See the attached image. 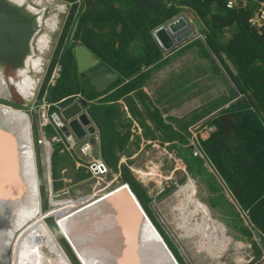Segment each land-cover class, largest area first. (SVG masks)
<instances>
[{"label": "trees", "instance_id": "16d2710c", "mask_svg": "<svg viewBox=\"0 0 264 264\" xmlns=\"http://www.w3.org/2000/svg\"><path fill=\"white\" fill-rule=\"evenodd\" d=\"M60 1L67 3L68 12L46 66L37 100H43L48 91L46 98L51 104V112H57L56 104L71 95L81 94L90 100L92 119L100 129L102 159L114 168L119 155L128 154L127 142L131 135L128 128L120 123L122 111L117 100L125 99L136 114L135 102L130 95L133 96L142 103L147 114L155 118L153 123L159 136L165 140H175L170 147L177 150V155L191 176L199 177L206 184L210 207L221 212L225 224L251 241L253 235L258 236L264 246V26L256 27L250 21L259 2L264 0L241 1L235 8H227V0ZM181 13L200 21L202 30L195 29V34L203 38L187 42L177 54L195 47L198 56L206 58L213 71L220 73L215 65L222 66L233 86L228 87V94L223 95L224 99H220L216 108L204 114L223 107L205 123L212 125L213 131L205 138L198 136L195 146L199 150L198 155L193 153L188 144L190 135L187 128L199 117L182 122L181 127L165 123L142 89L151 73L169 60V57H164L166 53L158 45L152 31ZM105 28L112 32L106 34ZM133 39L137 40L134 43L137 49L131 48L133 52H129ZM80 43L102 59L109 70L118 74V79L102 92H95L94 89L87 92L80 84L72 52L73 47ZM222 55L229 61L233 71ZM213 56L218 63L213 60ZM56 65L59 74L54 85L50 86L48 82ZM69 101L67 99L59 103V106ZM228 113L237 119L231 117L233 126L226 129L221 117ZM47 132L52 133L53 128L47 126ZM60 148L55 150L53 145L52 176L57 158L63 161V166L75 167L74 158L68 155L71 159L68 160L64 152L60 153ZM50 151L47 150V156ZM47 159L45 156V170L50 175ZM79 170L80 174H74L75 182L88 176L86 169ZM122 178L128 182L181 264L182 257L178 250L149 208L151 198L145 189L126 167H123ZM251 245L258 256L260 251L256 241H252Z\"/></svg>", "mask_w": 264, "mask_h": 264}, {"label": "rangeland", "instance_id": "374dc122", "mask_svg": "<svg viewBox=\"0 0 264 264\" xmlns=\"http://www.w3.org/2000/svg\"><path fill=\"white\" fill-rule=\"evenodd\" d=\"M28 2L39 9H43V24L41 30L37 33V36L43 37V39L49 41V44L47 48L44 45L43 53L39 54L36 47L37 36L34 37L32 43L35 51L34 59L39 58L43 64L41 66L46 69V65L50 61L51 53L58 40L60 32L62 31L63 23L68 12V5L67 3H64L60 0H28ZM105 29L106 34H110V32H112L110 29ZM195 38L202 39L203 36L194 34V36L187 39L186 42L177 45L171 51L166 53L164 57H169L168 62H166L160 68L155 69L151 73L145 82L143 92L152 102L153 107L157 108L159 114L158 116H161L162 121L165 123L174 124V127H177L178 124V126L181 127L180 124L182 122H188L193 118L199 117L187 128L190 135L188 138V144L192 147L193 153L198 155L199 150L195 148L197 145V136L205 138L206 135L214 129L212 125H205L206 121L213 117V113L209 112L205 116L204 114H206L209 110L216 108L217 105L220 104V99H224L223 95L228 94V87H231L232 84L226 75V72L222 69V66L215 65L218 67L220 73L213 71L210 67V64L208 63V60L198 56L195 47L188 49L181 54H177L179 49L187 44V42H190ZM135 40H132L133 43L128 49L129 52H133V50L137 49L134 47V43L137 41ZM116 44L117 43L114 45L116 46ZM131 48L133 49L132 51ZM222 57L233 71L229 61L225 59L224 55H222ZM213 60L216 63L219 62L215 56H213ZM58 74L59 67L56 65L48 82L50 86L54 85ZM31 76L36 79L38 74L32 73ZM9 88L10 87H7L5 83V87L0 89V104L5 106L12 105L13 108L23 111L30 117L41 208L38 214L33 217L31 216V219L35 220V218L42 214L44 222L51 229L55 241L59 244V246L61 245L60 248L64 250V253L70 260L71 264H81L72 246L65 242L64 234L62 233V235H60L58 233L59 227L56 221L57 219L52 212L56 209L65 207L66 204V207L69 209L80 206L81 204L90 200V198L95 197V191L99 189L111 188L118 182L117 180L115 182L111 172L98 175H93L89 172L86 178L75 182L74 174H80L81 170L79 169H90L91 163L94 162L95 159L101 158L99 141L97 140L99 138L98 134L96 133L91 137L88 135L80 141L74 138L76 144L75 147L73 149L67 150L65 149V145L62 144V146L53 143L50 145L51 133L49 134L47 132V128L43 127L44 131L42 130V134L44 135L40 144L41 137L37 132L39 129L37 128V124L35 122V115H37L38 109L40 110L39 113H41L42 104L48 105L45 111L48 114V119H51V116L56 113L51 112L49 109L51 104L48 103V98H46V93L47 96L49 94L48 91L43 96L46 98L45 102L47 103H43L42 99L40 101L37 100V93L34 94V97L29 98L30 100H24L22 99L23 97L18 95L11 87L16 93V97L23 102L22 105H18L7 100L10 90ZM130 97L134 100V102H136V104L137 102L139 103L140 110L145 111V108L140 101H137V99H134V97L131 95ZM76 99H78V95H74L72 100L69 99V102ZM234 99H232L230 102H232ZM67 103L68 102L65 104ZM117 103L119 105V109L123 111L120 113V123L125 126L130 125L132 119L128 118L126 115L127 104L125 99L120 98L117 100ZM131 105H133V103ZM222 108L223 107H220L217 110H221ZM34 110H36L37 113ZM140 110L136 109V114L130 110V115L135 116L136 120L146 133L150 132V135L157 138L156 135H158V133L156 128H154L155 126L152 124V122H155V118H151L147 112L142 113ZM169 117H173L174 119L176 118V120H173ZM148 119L152 121H149V125L147 123ZM60 120L62 121V126H64V120L62 118H60ZM130 132L131 134L134 133L133 141H130L129 139V142H127L129 146L128 151L131 153L135 148L134 146H139L138 138H140V134L136 132V130L133 131L132 128ZM182 133L184 134V132ZM95 136H97L96 140ZM149 137V135L144 136L146 143L142 153L135 157H133L131 154L129 157L132 158H129L130 160L127 162V164L131 168L138 165L146 172L148 171L150 164L158 165V169H155L154 166L149 168L148 172L152 173L150 177L146 179L141 178L138 180L151 198L149 202V208L153 210L152 212L155 218L159 220L166 236L173 242V246L178 250L180 256L182 257V261L185 264H257L258 262H263L264 246L262 245L260 238L256 235H253L251 238L252 241H256L257 246L259 247L260 254L257 256L255 255L254 248L251 245L252 241L243 236L241 233H238L235 228L233 229L232 227L228 226V224H225L224 220L222 219L221 212L216 208L210 207L207 200L208 191L206 184L202 182L199 177L193 178L188 171V175L185 176L184 173L179 170V168L184 169V165L182 164V166L180 164V160L182 159L177 155V150L170 147L174 141L172 143L163 139L164 142H159L156 140H150L152 142H148L147 138ZM92 138L94 139L95 143L91 144L92 146H90V139ZM44 142L47 144H44ZM53 145L55 150L61 147L60 153L64 152L63 155H65L68 160H71L70 157H72L74 160L76 159L84 166H87V168L81 166L78 169L76 165L75 167L72 165L71 167L69 165L63 166V161H59L57 158L55 160L56 163L54 165L53 176L51 178V175H49V173H47L45 170V156L48 157L47 160L51 169L50 160L51 153L53 151ZM50 146L52 149L50 151V155L47 156V150H49ZM133 152L135 153L134 150ZM176 164L179 166V168L177 167L178 171L174 172V176L172 175L173 177L171 178H174V181L176 179V182L179 184L178 188L176 189L175 185H173L172 187L176 190L174 189L175 191L172 194L166 195L167 192L164 194L162 192L161 194H158V191L161 190L162 187L165 184H168V181L171 180L168 178L170 176V170H172ZM62 166L64 168H62ZM156 170L158 173L157 176L154 175ZM209 170L211 169L209 168ZM187 177L191 178L188 179ZM182 178L186 180L188 179L187 182L185 183V180L182 181ZM118 180L121 181L122 178L119 177ZM58 183H60L59 186L57 185ZM72 201L75 202L73 203ZM72 204L74 207H72ZM190 211L192 213H190ZM220 222L225 227V234L224 228ZM246 225H248V222H246ZM15 236L8 241L7 247L9 258L7 257L5 264H10L11 245ZM42 248L46 255L49 254V251L45 245ZM236 256L240 257V261L236 259Z\"/></svg>", "mask_w": 264, "mask_h": 264}, {"label": "bare ground", "instance_id": "6f19581e", "mask_svg": "<svg viewBox=\"0 0 264 264\" xmlns=\"http://www.w3.org/2000/svg\"><path fill=\"white\" fill-rule=\"evenodd\" d=\"M9 1L17 6H23L26 12L34 16L38 25V31L35 33L36 35L42 28L43 9L31 5L28 0ZM45 44L46 40L43 39V37L37 36L36 47L39 54L42 53L40 50L43 49ZM31 49L30 54L25 58V65L19 68L17 67L10 75L12 82L10 84L15 85L14 88L17 93L26 98L33 97L34 90L36 89V79H34L31 74L38 73L41 66L39 58L34 59L35 51L33 43ZM15 75L16 77H14ZM5 83L7 82H5L0 75V89L5 87ZM43 116L45 117L44 114ZM40 118L41 116L39 119ZM55 119L57 118L55 117ZM0 125L15 131L13 133L21 139L23 146L21 152L22 159L20 157V151H16L13 160L15 164L17 163V167H20L23 172L16 166L12 167L14 164L11 160L5 165L6 167H11V171H13L11 173L5 171L7 175L11 174L9 176L11 181H9L8 184L12 182L10 186L12 187L14 182L18 181L20 184L23 181L25 188H27L25 194L18 192L17 198L8 197V204H12V207L10 210H7V212L0 213V264L6 263L8 257V241L14 237L17 232L11 245L10 264H45L46 262L49 264H71L64 250L60 248L61 245L59 246L55 241L51 229L44 222L43 215H39L35 220L31 219V216L33 217L38 214L41 208L29 116L12 106L0 104ZM16 139H14L15 141H13V143L20 144ZM44 144L47 143L44 142ZM49 149H51V146ZM17 169L19 171H17ZM138 173L142 179H146L152 174L148 171L145 172L141 170H139ZM157 174L156 170L154 175L156 176ZM116 180L118 183L111 188H97L99 190L95 191V197L90 198V200L80 206L74 207L72 204L74 208L69 209L66 207V204L65 207H62L63 209L60 208L52 212L57 219L55 220L59 227L58 233L60 235H62V233L64 234L65 242L72 246L81 264H131L130 259L134 257V255L136 258L137 253L139 257L142 256V258L147 257L149 260L154 258L155 261L151 264H180L152 222V225L150 223L148 225L146 221L140 218L141 225L137 223V225L134 226V223L137 222L136 217L138 216L134 200H139H137L136 195L127 182L123 180L119 181L118 179H115V182ZM123 185H128L127 187L130 191L126 190V188L125 190L130 200L126 201L124 198H119L118 201L121 202V204H115L119 208V211H115L114 207L111 206L110 195H107V193L114 188L119 189ZM8 192L12 194V191ZM123 193L126 192L124 191ZM72 202L74 203L75 201ZM13 203L16 204L13 205ZM190 213L192 212L190 211ZM114 228H118L120 235L119 233L115 235ZM131 234H135L134 241H132L131 244V248L135 245V250L130 249ZM125 235L128 237L126 240L123 239ZM144 235L149 239L146 244ZM121 236L123 238H121ZM120 239L123 240L122 246L118 244ZM44 245L49 251V254H47L48 256L44 253L42 248ZM121 250H123L122 253L125 255L124 258L120 256ZM127 254L132 257L127 256ZM236 259L240 261V257Z\"/></svg>", "mask_w": 264, "mask_h": 264}, {"label": "water", "instance_id": "95a60500", "mask_svg": "<svg viewBox=\"0 0 264 264\" xmlns=\"http://www.w3.org/2000/svg\"><path fill=\"white\" fill-rule=\"evenodd\" d=\"M195 29L202 30L200 21L198 19H194V20L191 18L188 19L185 14L181 13L176 15L175 17H173L163 25L154 29L152 34L155 40L157 41L158 45L160 46V48L164 52H169L177 45L183 43L184 41L192 37L196 32ZM37 31H38V25L35 21L34 16L26 12L23 6H17L11 3L9 0H0V72L1 73H2L1 71L2 68L6 67L7 69H9L11 73H13V71L17 67L19 68L25 65V58L28 54H30V51L32 50L31 49L32 40ZM72 52L75 63L77 64L76 66L78 72L84 70L85 76L80 74L79 78H80V84L85 91L90 92L91 89H94L95 92H102L105 89H107L114 81L118 79V74L115 71L109 70L106 65L100 63V60L96 57H93V53L91 52V50L88 49L83 44H79L76 47H74ZM94 63H99V64L92 65ZM14 77H16V75ZM8 81L10 82L11 79L9 78ZM65 100L66 99H64L63 101ZM91 103L92 102L90 100L81 96L78 97V99L68 102L67 104L60 107V109L58 110V115L65 122V125L61 127V132L63 133L64 136L72 135L76 140L80 141L88 135L91 137L97 133L100 141V129L98 125L93 121L92 115L89 110ZM231 117L237 119L235 115L230 113L225 114L221 117V121L225 125L226 129H229L227 122L230 124V126H233L232 120L230 119ZM35 122L38 127L37 115H35ZM13 132L15 131L6 127H2L0 125V174L3 173L0 175V213L7 212V210H10V208L12 207V204H8L9 203L7 199L8 197L17 198L19 194L18 192H21V194L23 193L25 194L27 192V188H25L23 181L20 184L18 181H16L14 182V185L10 187L12 185V182L9 184L8 182L11 181L9 179V176L11 174L7 175L5 173V171H8L9 173L13 172L11 171V167L5 166L9 162V160H11L12 163L14 164L12 165V167L14 166L17 167V163L15 164V161H13L14 153L16 151H20V157L22 159V154H21L23 147L22 142L21 139L17 137V135H15V133ZM13 134L17 137V139ZM14 139L18 140L20 144L19 143L14 144L13 143V141H15ZM94 143H95L94 139L93 138L90 139V145ZM17 168L21 169L20 167ZM49 169H50V165H49ZM17 171L19 170L17 169ZM20 171L23 172L22 169ZM50 175H51V169H50ZM127 186L128 185H123L119 189L114 188L109 193H107V195H110L111 206L114 207L115 211H119V208L115 205V204L118 205L121 204V202L118 201L119 198H124L126 199V201L130 200L126 191V190L130 191V190ZM8 191H12V194H10ZM124 191L126 193H123ZM134 202H135L134 205H136L137 207V213H138V216L136 217L137 222L134 223V226H136L137 223L141 225L140 218L146 221L148 225L149 223L152 225L149 217L147 216L140 202L136 200H134ZM15 204L16 203H13V205ZM114 230H115L114 231L115 235L116 234L118 235L119 233L118 228H114ZM131 236L132 238L130 240L131 241L130 249L135 250V245L131 248V244L132 241H134L135 234H131ZM121 238L123 237L121 236ZM127 238L128 237L125 235L123 239L126 240ZM144 238L146 244L149 239L146 237ZM118 244L119 245L123 244V240L120 239ZM122 251L123 250H121L120 252L121 253L120 256L124 258L125 255L122 253ZM127 256L129 255L127 254ZM136 256H137L136 258L135 255L134 257L131 256L132 257L130 259L131 264H151L154 263L155 261L154 258L149 260L146 256H145L146 258L144 257L142 258V256L139 257L138 253L136 254ZM45 264H49V263L46 262Z\"/></svg>", "mask_w": 264, "mask_h": 264}, {"label": "crops", "instance_id": "0c3cea01", "mask_svg": "<svg viewBox=\"0 0 264 264\" xmlns=\"http://www.w3.org/2000/svg\"><path fill=\"white\" fill-rule=\"evenodd\" d=\"M186 16H188L187 14H186ZM81 44V43H80ZM77 45H79V44H77ZM143 89V88H142ZM109 93H110V91H109ZM46 95H47V93H46ZM137 101H139V100H137ZM151 102V101H150ZM152 103V102H151ZM135 105H136V109H139L140 110V106H139V103L137 102V104H136V102H135ZM153 105V104H152ZM137 106H138V108H137ZM220 108V107H219ZM218 108V109H219ZM152 109H153V107H152ZM130 107L127 105L126 106V115L128 116V118H131L132 119V122L130 123V125H126V127L128 128V130L129 131H131V128L133 129V131H135L136 130V132H138L139 134H140V138H138L139 140H138V144H139V146H134V145H130V146H134L133 148V150L135 151V153L133 152V150H132V152L134 153H130L129 151H128V154H121V155H119V158L117 159V161H116V163H115V167L114 168H111V167H109L107 164H106V162L102 159V155H101V146H100V143H99V149H100V155H101V158L100 159H95V163H103L104 165H105V167L107 168V170H106V172H104V173H108V172H111V175H112V177H114V180L115 179H118L119 177H121L122 178V172H123V167H126L130 172H131V175H132V177L136 180V181H138L139 182V180L141 179V176H139V173H138V171L139 170H141V171H144L142 168H140L138 165H136V166H134V167H130L128 164H127V162L130 160L129 158H132V157H129V156H131V154H132V156L133 157H135V156H139L141 153H142V151L144 150V145H145V143H146V140L144 139V136H150L149 138H147L148 140V142H152V141H150V140H156V141H162V142H164L163 141V139L159 136V133H158V131H157V129H156V131H157V133H158V135H156V137L157 138H155V137H153L152 135H150L149 133H146L145 131H144V129L141 127V125L138 123V121L136 120V118H135V116L134 115H130ZM122 111V110H121ZM134 111V110H133ZM140 111H142V110H140ZM219 110H214V111H212V116H214V114L216 113V112H218ZM123 112V111H122ZM143 112H145L146 113V111H142V113ZM225 115V114H224ZM149 121L150 122H152L151 120H147V123H148V125H149ZM152 124H153V126H155L154 125V123L152 122ZM227 124H228V122H227ZM125 126V125H124ZM230 125L228 124V127H229ZM38 128V127H37ZM154 128H156V127H154ZM150 129V128H149ZM38 133H40V131H37ZM61 130H58V132H56L55 130H53V132L50 134L51 135V137L54 135V134H59V135H62L61 133ZM131 133V132H130ZM145 133H146V135H145ZM208 135V134H207ZM207 135H206V137H207ZM62 136H64V135H62ZM51 137H50V139H51ZM99 137V136H98ZM199 137H201V136H199ZM197 138H198V136H197ZM201 138H204V137H201ZM42 139H43V134H42ZM95 139H97V136H95ZM133 139H134V133L133 134H131L130 135V141H133ZM160 139V140H159ZM98 141H99V138L97 139ZM167 141H169V142H172L173 143V141H175V140H167ZM197 141V140H196ZM90 146H92V145H90ZM129 147V146H128ZM34 148V147H33ZM83 152V151H82ZM34 159H35V151H34ZM74 160V159H73ZM182 160H180V164L184 167V169H181V168H179V166H177V164H176V166L172 169V170H170V176L168 177V178H170L171 180L170 181H168V184H165L163 187H162V189L161 190H159L158 191V194H161V192L164 194V193H166L167 192V194L166 195H169V194H172L177 188H178V186H179V184L176 182V179H175V181H174V178H171V177H173L174 176V172H176V171H178V169H177V167L179 168V170H181V172H183L184 173V175L185 176H187L188 175V172H187V169H186V166H185V164L183 163V162H181ZM35 162V161H34ZM36 164V163H35ZM74 164L77 166V167H81V166H83V167H86L87 168V166H84L82 163H80V162H78L76 159L74 160ZM152 166H154V168L155 169H158V165L157 164H150L149 165V167H148V171H149V168L150 167H152ZM94 168V167H93ZM94 170H96V168H94ZM36 172H37V170H36ZM86 172L89 174V172L90 173H92V171H91V169H87L86 170ZM146 172V171H145ZM93 174V173H92ZM116 174V175H115ZM94 175V174H93ZM158 175V174H157ZM156 175V176H157ZM173 175V176H172ZM51 176H52V174H51ZM184 177V176H183ZM188 178V177H187ZM191 178V177H190ZM190 178H188V179H190ZM123 179V178H122ZM139 179V180H138ZM187 179V180H188ZM166 180H169V179H166ZM183 180H185V183L187 182V180L186 179H183L182 178V181ZM193 181V180H192ZM194 182V181H193ZM140 183V182H139ZM127 184H128V182H127ZM141 184V183H140ZM129 185V184H128ZM173 185H175V188H173L172 186ZM183 185V184H182ZM59 186V185H58ZM175 189V190H174ZM172 191V192H171ZM135 194V193H134ZM136 195V194H135ZM149 196V195H148ZM137 197V196H136ZM138 199V198H137ZM139 200V199H138ZM140 202V201H139ZM142 205V204H141ZM143 207V206H142ZM144 209V208H143ZM57 210V209H56ZM145 210V209H144ZM153 211V210H152ZM146 212V211H145ZM147 214V213H146ZM211 214V213H210ZM147 216H148V214H147ZM212 216V215H211ZM149 217V216H148ZM149 219H150V217H149ZM151 220V219H150ZM158 222H159V220L158 219H156ZM217 220V219H216ZM152 222V221H151ZM153 223V222H152ZM221 223V222H220ZM154 225V224H153ZM159 225H160V227H161V224H160V222H159ZM221 225L223 226V228H224V234H225V227H224V225L221 223ZM161 229H162V227H161ZM163 230V229H162ZM169 247V246H168ZM172 250V249H171ZM173 252V251H172ZM182 263L183 264H185L183 261H182ZM181 263V264H182Z\"/></svg>", "mask_w": 264, "mask_h": 264}, {"label": "built area", "instance_id": "2783aa9c", "mask_svg": "<svg viewBox=\"0 0 264 264\" xmlns=\"http://www.w3.org/2000/svg\"><path fill=\"white\" fill-rule=\"evenodd\" d=\"M241 1H245V0H227L226 1V7L227 8H235L238 5H240ZM250 21L256 27H263L264 26V2L263 1L259 2V6L256 9V11L254 12V14L252 15ZM52 78H53V75H52ZM43 103H47V102H45V99H43ZM47 107H48V105L42 104L41 113H39V111H40L39 109L37 111L38 113L36 112V110H34L37 113L38 117L41 116L40 119L38 118L39 123H40V128H41L40 129L41 132L39 134V136L41 137L40 144H41V140H42L43 127L47 128V126H51L53 128V130L58 132V130H61V127L63 125L62 121L60 120V118L58 117V115L56 113L53 114V116H51V119H48V116H47L48 114H47V112H45ZM43 114L45 115V117L43 116ZM55 117L57 119H55ZM45 135H46V133H45ZM45 139H46V137H45ZM50 141H51L50 145H51V143L62 144V145H65V149H67V150L73 149L76 145L75 140L71 136H64L63 137L62 135H59V134H54L51 137ZM93 167L96 168V170H94ZM90 169L94 175L103 174L107 170L105 165L103 163H100V162L99 163L92 162Z\"/></svg>", "mask_w": 264, "mask_h": 264}, {"label": "flooded vegetation", "instance_id": "af4514ba", "mask_svg": "<svg viewBox=\"0 0 264 264\" xmlns=\"http://www.w3.org/2000/svg\"><path fill=\"white\" fill-rule=\"evenodd\" d=\"M92 53H93V57H96V58H98L99 60H100V63H102V64H104V65H107L102 59H100L99 57H97L96 56V54H94V52L93 51H91ZM99 63H94V64H92V65H98ZM4 65H6V64H4ZM77 65V64H76ZM76 68H77V66H76ZM2 73H0V75H1V77L5 80V82H7L6 83V85H7V87L9 86L10 88V90H9V93H8V98H7V100L9 101V102H12V103H14V104H20V105H22L23 104V102H21V100H19L17 97H16V93L12 90V85L9 83V81H8V79L10 78V75L12 74L10 71H9V69H7L6 67L5 68H2ZM86 71V70H85ZM76 72H77V77H78V79L80 80V74H82L83 76H85V73H84V70H82L81 72H78V70H76ZM82 80H83V78H82ZM92 90V89H91ZM76 95H79V96H81V94H76ZM15 96V97H14ZM5 99V98H4ZM68 99H71L72 100V95L71 96H69L68 97ZM9 105H10V103H9ZM10 106H12V105H10Z\"/></svg>", "mask_w": 264, "mask_h": 264}, {"label": "clouds", "instance_id": "9594fccd", "mask_svg": "<svg viewBox=\"0 0 264 264\" xmlns=\"http://www.w3.org/2000/svg\"><path fill=\"white\" fill-rule=\"evenodd\" d=\"M41 9V8H40ZM186 15V14H185ZM188 19H192V17L190 16V15H188V16H186ZM192 21V20H191ZM37 35V34H36ZM36 35L34 36V37H36ZM194 36V35H193ZM191 38V37H190ZM34 39V38H33ZM33 41V40H32ZM48 44H49V41H47L46 40V44H45V47L47 48V46H48ZM77 46V45H76ZM75 46V47H76ZM36 48V47H35ZM74 48V47H73ZM43 50L44 49H41L40 51L43 53ZM172 50V49H171ZM170 50V51H171ZM39 52V51H38ZM42 53H40V54H42ZM164 53H167V52H164ZM40 64L41 65H43L42 64V62H40ZM47 66V65H46ZM45 71H46V69H44L43 68V66H40V71L38 72V73H34V74H38V76H37V78H36V89L34 90V94L35 93H37L38 92V90H39V88H40V85H41V83H42V81H43V77H44V73H45ZM41 74V75H40ZM9 83H12L11 81L9 82ZM12 85V88H13V90H15V88H14V86L15 85H13V84H11ZM15 92L17 93V91L15 90ZM18 94V93H17ZM34 94H33V97H34ZM19 95V94H18ZM22 96V95H21ZM36 96H37V94H36ZM23 98L22 99H24V100H30L29 98H26L25 96H22ZM74 96L72 95V98H73ZM78 97H81V96H79L78 95ZM64 99H68V97H66V98H63V99H61L57 104H56V106L58 107V110L60 109V107L61 106H59V103H61V101H63ZM55 113V112H54ZM217 113V112H216ZM215 113V114H216ZM56 114L58 115V111L56 112ZM28 115V114H27ZM29 116V115H28ZM58 117H59V115H58ZM30 118V117H29ZM30 125H31V123H30ZM40 127V124H39V119H38V129H39V131H40V129L41 128H39ZM40 134V133H39ZM68 136H71L73 139H74V137L72 136V135H68ZM75 140V139H74ZM182 162V161H181ZM52 174V173H51ZM51 178H52V176H51ZM229 197V196H228ZM230 199V201L233 203V200L231 199V198H229ZM257 264H264V261L263 262H258Z\"/></svg>", "mask_w": 264, "mask_h": 264}]
</instances>
